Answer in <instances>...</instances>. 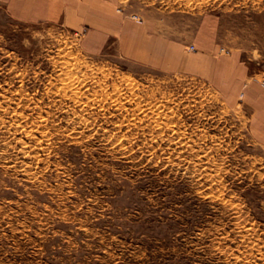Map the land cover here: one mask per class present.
Returning a JSON list of instances; mask_svg holds the SVG:
<instances>
[{
	"label": "rangeland",
	"instance_id": "rangeland-1",
	"mask_svg": "<svg viewBox=\"0 0 264 264\" xmlns=\"http://www.w3.org/2000/svg\"><path fill=\"white\" fill-rule=\"evenodd\" d=\"M92 5L105 30L0 4V264H264L250 110L122 42L132 22L186 37L206 14L259 34L264 0Z\"/></svg>",
	"mask_w": 264,
	"mask_h": 264
},
{
	"label": "crops",
	"instance_id": "crops-1",
	"mask_svg": "<svg viewBox=\"0 0 264 264\" xmlns=\"http://www.w3.org/2000/svg\"><path fill=\"white\" fill-rule=\"evenodd\" d=\"M93 1L0 0V4L22 21L60 22L74 28L91 24L105 30L109 18L103 6L96 7L101 12L94 10ZM219 18L204 15L186 37H171L150 25L132 22V48L125 42L127 34L122 42L132 52V61L197 76L229 101L241 99L250 110L252 133L264 141V31L249 37L241 28L226 27ZM104 30L99 33L104 34ZM190 44L194 46L192 51L187 49Z\"/></svg>",
	"mask_w": 264,
	"mask_h": 264
},
{
	"label": "built area",
	"instance_id": "built-area-1",
	"mask_svg": "<svg viewBox=\"0 0 264 264\" xmlns=\"http://www.w3.org/2000/svg\"><path fill=\"white\" fill-rule=\"evenodd\" d=\"M189 48H190V49H193L194 47H193V45H191Z\"/></svg>",
	"mask_w": 264,
	"mask_h": 264
}]
</instances>
